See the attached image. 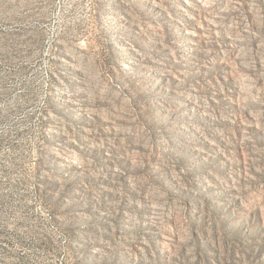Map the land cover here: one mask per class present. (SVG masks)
Masks as SVG:
<instances>
[{"label":"rangeland","instance_id":"rangeland-1","mask_svg":"<svg viewBox=\"0 0 264 264\" xmlns=\"http://www.w3.org/2000/svg\"><path fill=\"white\" fill-rule=\"evenodd\" d=\"M0 264H264V0H0Z\"/></svg>","mask_w":264,"mask_h":264}]
</instances>
